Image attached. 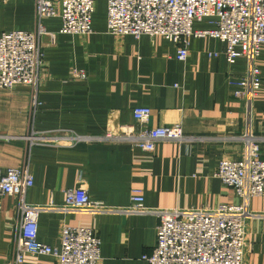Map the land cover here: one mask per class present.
<instances>
[{
	"label": "crops",
	"instance_id": "crops-1",
	"mask_svg": "<svg viewBox=\"0 0 264 264\" xmlns=\"http://www.w3.org/2000/svg\"><path fill=\"white\" fill-rule=\"evenodd\" d=\"M97 0L93 31L61 33L60 17L45 18L41 39L44 72L38 92L19 85L0 89V167L28 170L34 184L26 200L60 205L81 183L94 200L114 212L47 210L39 217V241L57 246L65 225L92 228L100 237V264H149L159 218L128 212L134 188L143 190L148 208H218L243 203L234 188L215 176L222 159L243 158L251 138L260 139L264 160V45L257 64L263 84L248 115L230 80L247 75L245 57L230 61L226 43L192 37L185 61L173 41L147 34L108 32L107 2ZM61 8V7H60ZM34 0H0V35L36 28ZM209 19L195 29H210ZM238 49H241L238 47ZM217 53V55H215ZM74 70L87 77L77 78ZM152 109L147 126L181 123L188 141L158 142L152 151L126 142L100 139L124 125L139 128L133 109ZM51 133L53 143L38 142L34 133ZM85 137L72 144L60 136ZM50 137V138H53ZM35 139V140H34ZM246 264H264V192L249 201ZM20 198L6 196L0 210V264H11L17 249ZM20 264H58L52 255L25 252Z\"/></svg>",
	"mask_w": 264,
	"mask_h": 264
},
{
	"label": "built area",
	"instance_id": "built-area-1",
	"mask_svg": "<svg viewBox=\"0 0 264 264\" xmlns=\"http://www.w3.org/2000/svg\"><path fill=\"white\" fill-rule=\"evenodd\" d=\"M37 25L34 30H11L0 35V89H13L19 85L38 92L44 72L42 37L49 35L55 42L56 33L48 32L45 18L60 17L61 33L89 34L93 31V16L97 0H34ZM108 32L115 35H160L177 46V58L185 61L192 37L211 36L226 43L225 54L230 61L245 57L247 75L230 80L234 93L245 104L251 115L253 100L263 81L257 64L264 45V0H108ZM61 7V8H60ZM209 19L210 29H195L196 21ZM240 47L241 49H238ZM217 55V53L215 54ZM73 75L84 79V70H74ZM152 109L138 106L133 116L140 125H124L118 133H107L98 138L126 142L143 150H154L158 142H185L189 137L181 123L168 126H147ZM41 143H53L57 138L51 133H34ZM53 138H50L52 137ZM34 139V140H35ZM85 137L60 136L68 144L85 140ZM215 176L231 186L243 197L239 205L225 204L218 208H148L143 190L134 188L128 212L156 215V246L145 255L149 264H246L248 247V218L253 215L249 201L264 192V160L261 158L260 139L252 137L241 159H222ZM34 178L26 170L0 167V210L6 196L20 198L21 219L16 239V255L11 264H20L23 254L52 255L58 264H100L101 239L88 227L65 225L57 246L38 239L39 217L47 210L62 212H89L93 214L114 212L103 201L91 198L81 183L70 190L60 205H34L26 200L27 191ZM10 264V262H9Z\"/></svg>",
	"mask_w": 264,
	"mask_h": 264
}]
</instances>
